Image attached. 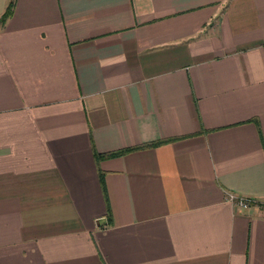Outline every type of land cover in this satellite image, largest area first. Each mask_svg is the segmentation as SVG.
<instances>
[{
	"label": "crops",
	"instance_id": "crops-1",
	"mask_svg": "<svg viewBox=\"0 0 264 264\" xmlns=\"http://www.w3.org/2000/svg\"><path fill=\"white\" fill-rule=\"evenodd\" d=\"M230 194L264 201V0H16L0 264H264Z\"/></svg>",
	"mask_w": 264,
	"mask_h": 264
},
{
	"label": "trees",
	"instance_id": "trees-1",
	"mask_svg": "<svg viewBox=\"0 0 264 264\" xmlns=\"http://www.w3.org/2000/svg\"><path fill=\"white\" fill-rule=\"evenodd\" d=\"M15 7H16V0H9L7 8H6V11H5L4 15L0 18V23L4 24L13 15ZM163 142H165V141H160L158 143H153V144H147L145 146H157V145H159V144H161ZM124 152H125V150L124 151H120V152H113V153L103 154V155L99 156V158H106V157L121 155Z\"/></svg>",
	"mask_w": 264,
	"mask_h": 264
},
{
	"label": "built area",
	"instance_id": "built-area-1",
	"mask_svg": "<svg viewBox=\"0 0 264 264\" xmlns=\"http://www.w3.org/2000/svg\"><path fill=\"white\" fill-rule=\"evenodd\" d=\"M229 199L236 205L240 207H244V208H248L251 206H264V201L262 200H257V199L248 198V197H239L234 194H230Z\"/></svg>",
	"mask_w": 264,
	"mask_h": 264
}]
</instances>
